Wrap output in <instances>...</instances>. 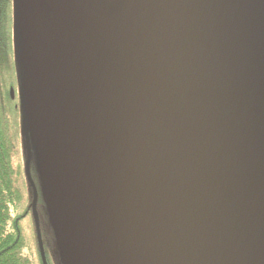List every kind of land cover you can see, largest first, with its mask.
<instances>
[{
    "label": "water",
    "instance_id": "95a60500",
    "mask_svg": "<svg viewBox=\"0 0 264 264\" xmlns=\"http://www.w3.org/2000/svg\"><path fill=\"white\" fill-rule=\"evenodd\" d=\"M86 1L98 34L86 53L85 181L70 206L77 249L53 219L46 149L27 116L41 63L39 0H13L42 264L32 150L64 264H264V0Z\"/></svg>",
    "mask_w": 264,
    "mask_h": 264
},
{
    "label": "bare ground",
    "instance_id": "6f19581e",
    "mask_svg": "<svg viewBox=\"0 0 264 264\" xmlns=\"http://www.w3.org/2000/svg\"><path fill=\"white\" fill-rule=\"evenodd\" d=\"M95 23L94 10L86 0H68L60 38L68 37L69 51L63 55L61 49H57L46 78L48 85L45 86L39 74L33 80L32 117L38 121L46 116L57 126L49 130L40 127L37 122L31 124L35 144L39 148L54 150L53 155L46 152L41 161L53 219L62 224L64 234L77 249L79 225L70 206L76 203L77 188L85 181L81 112L89 70L86 49L91 34H98ZM61 196H65L66 200H61ZM68 212L70 218L67 221L65 213ZM68 264H75L72 257Z\"/></svg>",
    "mask_w": 264,
    "mask_h": 264
},
{
    "label": "trees",
    "instance_id": "16d2710c",
    "mask_svg": "<svg viewBox=\"0 0 264 264\" xmlns=\"http://www.w3.org/2000/svg\"><path fill=\"white\" fill-rule=\"evenodd\" d=\"M40 4L41 0H39L41 40L42 42L46 40L47 46L50 47L51 40L55 38L57 33L53 0L46 1L43 13ZM65 4L66 0H57V5L61 10L62 22L65 17ZM43 49L44 46L41 44V62L47 57L44 55ZM19 75V60L14 34L13 0H0V246H11V244L19 246L22 253L29 241V237L26 235L27 228L24 227L29 221L36 246L37 243L31 211L33 194L25 173L26 150L22 132V108L20 99L11 101L9 97V90L11 88L15 90L19 85ZM34 164L38 168L36 175L39 174L38 176L44 184L42 170L32 150L30 177L38 194L36 209L42 235L44 233L40 224L44 220L42 213L45 211L48 213L49 207L48 202L41 205L43 195L36 186L35 172H33ZM15 223L19 224L21 230V237L18 241H14ZM49 226L53 228L52 224ZM9 252L13 256L12 258L7 256L5 264H30L23 256L20 260L14 257L12 249L7 251L8 254Z\"/></svg>",
    "mask_w": 264,
    "mask_h": 264
},
{
    "label": "rangeland",
    "instance_id": "374dc122",
    "mask_svg": "<svg viewBox=\"0 0 264 264\" xmlns=\"http://www.w3.org/2000/svg\"><path fill=\"white\" fill-rule=\"evenodd\" d=\"M46 1L47 0H41V4H40V9H41V12L43 13L44 11V7L46 6ZM54 3L55 5L57 6V0H54ZM67 3H68V0L66 1V9H67ZM59 11L56 13L58 15ZM66 15V14H65ZM65 21H66V16H65V20L64 22H61L60 24L57 23V34L55 36V38L53 40H51V46H47L48 44L46 43V40H44L42 42L43 46H44V49H43V52H44V55L47 56L45 58V60H43L39 65V70L37 72V74H39L42 78V82L46 85H48V82H47V76L49 74V70H50V67H51V64H52V59H53V56L55 55V53L57 52V49H61L63 55H66L69 51V44H68V41H67V36L66 37H63V38H60V28L63 27L65 25ZM46 44V45H45ZM89 44V38H88V43L87 45ZM87 49H86V53H87ZM32 111H33V98H32V94H31V97L29 98L28 100V103H27V116H28V121L30 123V125L32 123H36L39 125V122L41 120H44L48 117L46 116H43L40 120L36 121L34 120V118L32 117ZM48 148L46 150L47 154L48 153ZM34 169H33V172L34 173V178H35V182H36V186L38 188V190L41 192V194L43 195V202H41V205L42 204H47L48 202V199H47V195L45 196V188H44V185L43 183L41 182V178L36 175V171L38 168H36V164L33 165ZM46 183V182H45ZM48 205V204H47ZM49 207V205H48ZM42 217H44V220L42 221V223L40 222L41 224V228H42V235H41V238H42V241H43V245H44V248L46 250L45 252V257H46V261H47V264H64L63 260L61 259L60 257V253H59V243H58V240H57V236L55 234V230L53 228H50V222H51V215H50V211H48V213H46V211L44 213H42ZM25 229L27 228L28 229V233L30 235V232H29V224L26 223V225H24ZM29 237V236H28ZM29 241L28 243L31 244L30 242L32 241L31 237L28 238ZM36 253H34L31 257V262L33 264H38L36 263L37 262V251L35 250ZM30 254V253H29ZM39 261V260H38Z\"/></svg>",
    "mask_w": 264,
    "mask_h": 264
},
{
    "label": "flooded vegetation",
    "instance_id": "af4514ba",
    "mask_svg": "<svg viewBox=\"0 0 264 264\" xmlns=\"http://www.w3.org/2000/svg\"><path fill=\"white\" fill-rule=\"evenodd\" d=\"M19 78H20V76H19ZM11 90H13V89L11 88L9 90L10 100L16 101V100L20 99V83L15 88V90H13V95H14L13 99L11 98V95H10ZM31 211H32V207H31ZM32 217H33V215H32ZM29 222H28V224H29ZM34 228H35V226H34ZM29 232H30V235L28 233V229H26V233H27L26 235L29 236V238L31 237L32 241L30 242L31 244L28 243V245L25 247V250L22 253H21L19 246H15V245L13 246L12 244H11V246H4V245L0 246V264H5V260H6L7 256L12 258L13 254L11 252H9V254L7 253V251H10L11 249L14 251V257H17V259L20 260V258L23 256V257H25V259H27L29 261L30 264H33L31 262V257L34 253H36L35 252V250H36L37 251V257H36L37 262L36 263L42 264L40 253H39V248H38V243H37V238H36V232H35V238H36L37 246L34 243V235H32V227L30 224H29ZM40 233H41V230H40ZM3 237H5V235H3ZM3 237H2V239H3ZM14 237H15L14 241H16V240L18 241L21 237V230H20V226L18 223H15ZM42 245H43V241H42ZM43 249H44V256H46L45 255L46 250L44 248V245H43ZM45 260H46V257H45ZM46 263H47V261H46Z\"/></svg>",
    "mask_w": 264,
    "mask_h": 264
}]
</instances>
